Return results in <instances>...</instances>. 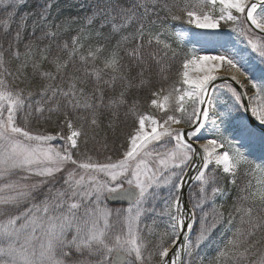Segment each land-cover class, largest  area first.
Masks as SVG:
<instances>
[{
	"label": "snow or ice",
	"instance_id": "1",
	"mask_svg": "<svg viewBox=\"0 0 264 264\" xmlns=\"http://www.w3.org/2000/svg\"><path fill=\"white\" fill-rule=\"evenodd\" d=\"M58 2L0 0V264H264V0Z\"/></svg>",
	"mask_w": 264,
	"mask_h": 264
},
{
	"label": "rangeland",
	"instance_id": "2",
	"mask_svg": "<svg viewBox=\"0 0 264 264\" xmlns=\"http://www.w3.org/2000/svg\"><path fill=\"white\" fill-rule=\"evenodd\" d=\"M193 31H203V30H196V29L193 28ZM231 40L236 44V46L238 48H241V49H244L245 48V45L243 43H241L235 37V35L231 36ZM219 42H223L222 39ZM219 42H210V43H188V44H189V46L191 48L200 49L201 47H203V48H205V49L208 50L206 52H202L201 54H216V51L215 50L218 49V43ZM219 51H223V49H219ZM253 63L255 64V67H256V74L259 75L260 74V69L261 68H264V65H260L258 61H253ZM217 72H218V74H226L227 73V69H226V67H223L222 66L220 69L217 70ZM190 74L193 75V76H195V75H200L201 73L198 72L195 68H193V69H190ZM226 85H227L226 83H220V84L217 83V87H219V88H221L222 90H225V91L227 90L226 89ZM242 114L248 116L247 113H243L242 112ZM228 134L229 133H225V135H228ZM202 142H204V141H202ZM259 155H260V153L259 152H256V156H259ZM257 162H259V161H257ZM207 254L210 255L208 253V251H207ZM211 255H214V253L211 254Z\"/></svg>",
	"mask_w": 264,
	"mask_h": 264
},
{
	"label": "trees",
	"instance_id": "3",
	"mask_svg": "<svg viewBox=\"0 0 264 264\" xmlns=\"http://www.w3.org/2000/svg\"><path fill=\"white\" fill-rule=\"evenodd\" d=\"M79 2L80 0H59L58 2V7L60 9V16L61 18L67 17V16H73L79 14L80 16L84 15V10L79 8ZM37 0H26V8L24 9L25 11H30L35 9ZM55 14V13H54ZM187 47L191 49L189 44H187ZM144 94L140 93V96L142 97ZM222 183L224 182L223 179L221 181ZM229 188L231 189V186L229 185ZM235 189H231L229 193V199H228V204L230 205L232 200L231 197L235 196ZM208 253L211 255L213 254V250L209 248Z\"/></svg>",
	"mask_w": 264,
	"mask_h": 264
},
{
	"label": "water",
	"instance_id": "4",
	"mask_svg": "<svg viewBox=\"0 0 264 264\" xmlns=\"http://www.w3.org/2000/svg\"><path fill=\"white\" fill-rule=\"evenodd\" d=\"M222 76H224V79H223L222 81L217 82V83L227 82V83H232V85H233L234 87H239L238 85L235 84L234 81H231V80L229 79L228 75L223 74ZM240 90H241L242 92L244 91V89H240ZM245 100H247V97H245ZM247 115H248V117H250V113H247ZM193 174H194V173H193Z\"/></svg>",
	"mask_w": 264,
	"mask_h": 264
},
{
	"label": "bare ground",
	"instance_id": "5",
	"mask_svg": "<svg viewBox=\"0 0 264 264\" xmlns=\"http://www.w3.org/2000/svg\"><path fill=\"white\" fill-rule=\"evenodd\" d=\"M201 143H203V142H201Z\"/></svg>",
	"mask_w": 264,
	"mask_h": 264
}]
</instances>
